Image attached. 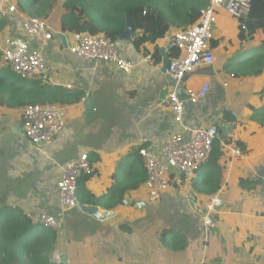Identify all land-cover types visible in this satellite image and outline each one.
I'll return each mask as SVG.
<instances>
[{
	"label": "crops",
	"instance_id": "crops-1",
	"mask_svg": "<svg viewBox=\"0 0 264 264\" xmlns=\"http://www.w3.org/2000/svg\"><path fill=\"white\" fill-rule=\"evenodd\" d=\"M16 1H0V17L8 21L0 31V52L7 38H28L17 16L7 9ZM65 1L59 0L47 18L55 32L53 38L35 43L50 68L48 82L42 84L82 91L84 96L65 106L64 129L43 146L25 138L23 108L0 106V179L15 184L9 193L3 190L6 194L0 196V205L19 206L33 219L42 213L60 218L64 233L56 247L67 255L66 264H264V128L252 119L255 109L264 106V72L241 78L236 70L264 50V29L242 42L237 38L239 20L220 10L211 40L215 62L188 74L179 84L187 99L190 91L211 83L204 99L188 103L185 122L216 125L221 155L215 152L196 179L182 181L157 201L149 200L143 183L126 191L122 203L112 210L96 205L98 216H93L79 206H60L57 181L62 168L87 153L93 175L85 186L106 201L116 186L113 173L120 165L124 172L130 170L137 159L130 156L134 150L147 145L160 151L162 142L180 129L171 109L160 104L175 89L164 67L171 53L167 35L140 49L133 41H118L122 55L130 61L129 71L105 61L95 68L96 64L69 51L75 34L60 30ZM172 4L167 0L164 9L180 23L186 8L178 7L174 17ZM183 28L173 26L167 34ZM88 96L94 101L90 116L86 115ZM236 141L246 145L242 155L231 152L230 147H238ZM216 164L222 170L221 188L216 193L223 203L214 214V225L206 230L203 219L210 196L196 185ZM178 236L185 246L174 251L169 241Z\"/></svg>",
	"mask_w": 264,
	"mask_h": 264
},
{
	"label": "built area",
	"instance_id": "built-area-1",
	"mask_svg": "<svg viewBox=\"0 0 264 264\" xmlns=\"http://www.w3.org/2000/svg\"><path fill=\"white\" fill-rule=\"evenodd\" d=\"M7 9L17 16L28 38H7L2 45L1 61L24 80L47 83L50 70L48 60L35 43L51 40L55 34L54 29L43 18L19 12L16 3H9ZM220 10L243 21L250 15L251 0H210V4L201 10L199 20L188 28L169 33L165 37L170 52L174 49L183 52L180 57L171 55L168 66V74L177 85L188 74L215 62L211 40ZM69 51L78 58L96 64L95 68L101 61L115 63L124 71L131 68L130 61L122 55L118 42L105 35L75 34V42L69 46ZM210 88L211 83L206 82L199 91H190L187 99L180 98L175 90L162 98L161 106L171 109L180 129L162 142L159 152L147 145L139 148L140 161L147 173L144 186L150 201L159 200L164 192L177 188L182 181L191 182L196 179L201 166L212 155L214 142L219 137L218 127L213 124L190 125L185 122L188 103L204 99ZM22 111L24 136L36 146L51 144L66 125V107L59 103L28 104ZM230 149L233 155H242L241 148ZM92 172L93 164L87 153L81 154L62 168L57 181L62 208L72 209L78 206L79 180ZM222 203L219 193L211 196L203 219L206 230L214 225V214ZM34 220L55 230L58 237L64 233L63 221L52 214L42 213ZM63 254L55 247L51 253V262L64 264Z\"/></svg>",
	"mask_w": 264,
	"mask_h": 264
},
{
	"label": "trees",
	"instance_id": "trees-1",
	"mask_svg": "<svg viewBox=\"0 0 264 264\" xmlns=\"http://www.w3.org/2000/svg\"><path fill=\"white\" fill-rule=\"evenodd\" d=\"M167 0H67L63 4L60 30L64 33L105 35L118 42V38L126 28V15L129 16L137 36L133 45L140 49L148 44H157L163 39L170 28L182 26L188 28L199 20L201 10L210 4V0H168L173 3L172 15L178 13V7L184 6L187 14L183 21L177 23L169 17L164 9ZM50 0H17L19 12L31 17L47 19L55 7ZM162 3V4H161ZM177 17V16H174ZM8 24L5 18L0 17V31ZM264 29V0H251V12L248 18L239 21L238 37L242 42L248 37ZM248 33V35H247ZM264 49V42L262 44ZM172 56H182L183 52L174 49ZM1 61V52H0ZM237 75L241 78L249 75H260L264 72V50L241 63ZM22 81V82H21ZM82 91H69L60 86H48L40 80H24L16 75L9 65L0 64V106L9 108H23L28 104L59 103L71 105L82 100ZM254 119L264 128V106L255 109ZM242 152L246 145L236 141ZM140 148V147H139ZM139 148L132 155L137 156L129 171L124 172L121 165L113 173L116 186L109 196L110 199L97 198L85 186L93 172L80 178L78 183V201L84 205H100L109 210L122 203L124 193L136 190L146 181L147 173L140 161ZM221 155L223 147L221 137L216 138L213 154ZM131 159V157H130ZM222 184V170L216 164L207 177L198 182L196 187L211 198L218 192ZM58 235L52 228L36 222L19 206L0 205V264H55L51 262V253L55 249ZM170 246L173 250L184 248L185 240L178 236L172 238ZM180 244V245H179ZM204 264H225L221 261H210Z\"/></svg>",
	"mask_w": 264,
	"mask_h": 264
},
{
	"label": "water",
	"instance_id": "water-1",
	"mask_svg": "<svg viewBox=\"0 0 264 264\" xmlns=\"http://www.w3.org/2000/svg\"><path fill=\"white\" fill-rule=\"evenodd\" d=\"M137 31L134 29L133 27V24L129 18L128 15H126V28L124 30V32L122 33V35L119 36L118 38V41H123V42H130V41H133L134 38L137 36ZM169 63H170V58H169V55L167 56V59L164 60V67L166 69H168V66H169ZM171 78V77H170ZM186 77H184L182 80H181V83L184 81ZM172 82L174 83L175 85V91L178 93L179 97L184 99L185 97L181 94V87L179 88V85L176 84V81L174 79H172ZM86 108H87V113L86 115L87 116H90L92 115V113L94 112V101L92 99V96H88L87 99H86ZM226 135V133H225ZM225 137V136H223ZM222 137V138H223ZM78 206L85 212L89 213L90 215H93V216H98V212H99V209H98V206L96 205H84V204H81L79 203ZM104 212V211H103ZM112 214L111 211H105L104 214ZM102 214V213H101ZM62 258H63V263L66 264L67 263V255L66 254H63L62 255Z\"/></svg>",
	"mask_w": 264,
	"mask_h": 264
},
{
	"label": "rangeland",
	"instance_id": "rangeland-1",
	"mask_svg": "<svg viewBox=\"0 0 264 264\" xmlns=\"http://www.w3.org/2000/svg\"><path fill=\"white\" fill-rule=\"evenodd\" d=\"M2 2V0H0ZM13 1H16V0H13ZM51 2H55L56 0H50ZM58 1L55 3V6L58 4ZM67 1V0H66ZM65 1V2H66ZM64 2V3H65ZM6 3V2H5ZM44 19V18H43ZM47 20V19H45ZM48 21V20H47ZM49 23V22H48ZM22 82V81H21ZM2 177H4V175L2 174ZM2 180V181H1ZM14 181L12 180H7V179H0V196L6 194V193H9L11 191V187H14ZM3 190H6V193L3 191ZM130 264H133V263H130Z\"/></svg>",
	"mask_w": 264,
	"mask_h": 264
}]
</instances>
